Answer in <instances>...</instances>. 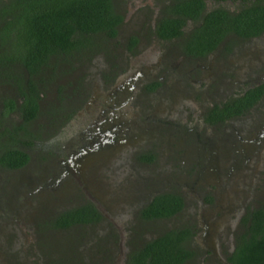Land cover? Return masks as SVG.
I'll use <instances>...</instances> for the list:
<instances>
[{
	"label": "rangeland",
	"instance_id": "rangeland-1",
	"mask_svg": "<svg viewBox=\"0 0 264 264\" xmlns=\"http://www.w3.org/2000/svg\"><path fill=\"white\" fill-rule=\"evenodd\" d=\"M113 1L125 16L119 32L109 38L95 34L87 48L57 61L55 76L45 78L40 114L10 144L27 151L29 162L19 169L0 165V262L73 263L93 227L53 230L46 221L86 200L102 210L98 228L116 233L128 232L134 203L155 190L182 191L190 199L214 192L199 216L213 228L229 227L244 208L264 204V97L244 115L217 124L204 119L209 104L249 79H264V38L241 45L222 61L221 71L215 64L207 68V59L200 63L204 67L177 62L178 54L168 51L171 43L147 30L163 0ZM152 80L159 85L146 89ZM55 105L61 110L52 120L47 110ZM2 112L0 107V118ZM16 114L2 118L0 128L19 124ZM107 127L114 132L110 141L70 156ZM146 152L152 160L139 157ZM169 224L143 225L162 230Z\"/></svg>",
	"mask_w": 264,
	"mask_h": 264
},
{
	"label": "trees",
	"instance_id": "trees-1",
	"mask_svg": "<svg viewBox=\"0 0 264 264\" xmlns=\"http://www.w3.org/2000/svg\"><path fill=\"white\" fill-rule=\"evenodd\" d=\"M241 1L243 4L234 14L223 7H216L201 15L204 0H170L166 5V13L158 21L157 30L164 37L178 36L185 18L198 19L202 16L200 25L188 35L190 40L187 43L191 50L202 52L214 46L230 29L247 34L264 26V0ZM9 4V8L5 3L0 5V21H7V24H0V68L20 63L28 71L26 78L22 74L7 75L15 79L23 98L18 106L12 98H7L3 113L17 108L22 121L11 127L0 128V165L15 169L26 164L30 155L10 144L18 139L20 132H29L27 123L41 112L38 104L41 89L37 83H41L44 88L46 81L44 75L35 77L37 71L43 69V65H50L48 57L51 53L59 59H66L74 51L87 48L86 45L93 41L95 34L105 38L114 37L123 16L115 8L113 0H10ZM6 10L9 11V18L5 17ZM5 42H9L8 53L4 49ZM131 42H134V37H131ZM262 92L263 88L256 86L215 103L207 109L206 119L215 122L239 115L258 101ZM59 109L55 105L47 110L52 120ZM141 158L151 160L153 156L150 153L142 154ZM179 205L177 194L158 193L143 208L142 213L147 217L168 216ZM259 213H255L254 229L263 228L264 219ZM98 216L92 204L86 203L54 213L47 219L46 225L50 229H66L73 224L96 220ZM185 235V232L177 229L165 230L135 250L132 249L128 253V261L138 264H180L188 254L183 247ZM243 244L235 264H264V234L257 236L253 233L249 241Z\"/></svg>",
	"mask_w": 264,
	"mask_h": 264
},
{
	"label": "flooded vegetation",
	"instance_id": "flooded-vegetation-1",
	"mask_svg": "<svg viewBox=\"0 0 264 264\" xmlns=\"http://www.w3.org/2000/svg\"><path fill=\"white\" fill-rule=\"evenodd\" d=\"M162 2H163L162 6L158 10L157 14H155L156 11L152 13L153 18L150 21L148 25L149 29L147 30H149V33L152 36V38L171 43V46L173 47L170 48V50L168 51L169 54L171 53L170 56H173L174 53L178 54V57L176 59L177 62L182 59H187V61L188 60L195 61L196 66L200 65L201 67H204V65L200 63H202V60L204 61L205 59H207L208 61L206 65L207 68H211V66L213 68L215 64L216 65L214 66L216 67L215 70L221 71L223 69L222 61L227 57L236 55L237 52L239 51L238 48L241 45H243L248 41L257 43L259 40H261V38H264V26L258 29V31L257 29H254V32H249L247 34H241L236 32L234 29H230L211 48L206 49L202 52H198L197 49L191 50L187 44L188 41L190 40V37L188 35H190L194 27L200 25L199 22L202 20L201 19L202 16L201 18L198 19H193L189 17L185 18L184 23L180 26L181 29L180 35L164 37L160 35V33L158 32L157 24L159 19L166 13V5L170 3V0H163ZM4 3L5 6H7V8L10 7L9 6L10 0H0V5ZM242 4L243 2L241 0H204V7L202 9L201 15L205 14L207 11H210L216 7H223L227 9L231 14H234V12L239 11ZM115 8L122 14V11L119 8V6H117V3H115ZM9 15H10L9 11L6 10L5 17L9 18L10 17ZM124 19L125 16H123L122 21ZM122 21L119 23V25L122 23ZM0 24H7V21H0ZM119 25L117 26V33L119 32L118 29ZM133 37H134V45H136L139 42V36L134 34ZM5 46L4 49L8 53L10 50L9 42H5ZM58 60H59L58 56H56L54 53H51L48 57V61L50 62V65H43L44 68L43 69L40 68V70L37 71L38 74L37 73L35 74V77L39 75H44L45 78L48 76L49 77L55 76L56 74L55 69ZM172 65L173 64H171V66ZM11 74H22V77L26 78L28 75V71L26 67L20 63H16L15 65L7 64L4 65L3 68H0V84H2L3 86L2 88H4V91L0 95L1 109L2 108L4 109V101L7 98H12L16 102L17 106L23 98V95L19 93L18 85L15 79H12L9 76H7ZM158 85H159L158 80L155 81L152 80L146 83L144 87L148 90H151L153 88H156ZM37 86L41 89V91L39 92L40 98H38L39 108L41 109L42 89L44 88L41 86V83H37ZM256 86L259 87L261 86L263 88V92L260 98L258 99V101L252 104L245 112L236 116L244 115V113L250 111L256 105H258V103L264 97V79H258V80L249 79L247 83L242 85V88L239 91L232 93L230 96L225 97L220 101L209 104L204 114L205 121L211 124H217L224 122L229 118L236 117V116H232L222 121L218 120L215 122H210L208 121V119H206V111L208 108L212 107L215 103H221L222 101H225L227 98L231 96L242 94L248 89ZM14 112L17 113L16 115L20 116V121H22L21 112L17 108L13 110H9L5 114L2 112L1 114H3V116L0 118V120L2 118L7 117L8 115H11ZM39 114L40 112L37 114V116ZM37 116L34 119H36ZM31 121H29L28 123H30ZM261 129H264V125L261 127ZM257 134L261 135V132L257 130ZM113 135L114 132H112L108 127L102 128L100 129V132L98 133L95 132L93 135H91V137L85 141L83 146L78 147L76 152L71 153L70 156L74 157L76 153L79 154L80 152H85L87 148L92 150L98 147L99 145L105 144L111 140ZM149 153L152 154V156L154 157L153 153L151 152L141 153L139 157L141 158L142 154H149ZM207 159L210 161L211 159L210 154L207 156ZM19 168H15V169H19ZM163 192H172L174 194H177L180 200L179 208L168 216H159V217L144 216V214L142 213L143 208L148 204V202L152 199L154 195ZM213 195L214 192L206 195L203 194L196 198L190 199L182 191H177L172 189L155 190L148 196V198H146L145 200L143 199L144 200L143 202L141 201L139 203L136 202L134 203L135 220L134 222L131 221L132 224H130L128 232L125 231L120 233H116L117 231L112 228L109 229L98 228V226L103 222V217H104L102 210L100 209L98 204L88 200L82 201L76 205L74 204L73 206H70L68 208L76 207L78 205H82L86 203H91L92 206L98 211L99 216L96 220L87 221L84 222L83 224L72 225V226L85 225L93 228H91L88 231L89 235L86 236L88 238V241L86 240L87 239L86 238L85 239L86 245H84L85 249H81L80 246L79 247L77 246V248L80 249L81 254L79 253L75 255L73 257V259L75 260L71 264H138L136 261H134V263L132 262L130 263L128 261V253L132 249L135 250L136 248L140 247L145 241L160 235L162 232L168 229H177L178 231L186 233L185 238L183 240V247L188 252V254L185 256L184 260L180 264H235V259L237 257L238 252H240L242 247H244L243 243L249 241L253 233H256L257 236L264 234V222H263V228L254 229L252 227L253 220L257 215L255 213L260 211L259 214L264 219V204L257 203L255 205H250L249 207L244 208L242 212L237 213L235 215L229 227L224 228L223 226H221L218 228H213L209 221H207L205 218L202 219L199 217L200 214L202 216L201 213L202 209L203 208L204 210L207 209L208 205L211 204V201H214ZM215 210L218 209L216 208ZM49 218L50 216L47 219ZM177 218H179V220H177L178 221L177 223L173 225L169 224L170 221L173 222V220ZM156 221L159 222V224L168 222L169 225L162 230L160 229L161 228L160 225H156L154 227L155 229H147L146 225H143L144 222L147 223V222H156ZM158 231L159 233H157ZM126 235H130L129 238L130 241L126 246H124L123 242H124V237H126ZM151 235L152 237L149 238ZM197 238L199 241H197ZM91 250L93 251L89 253ZM98 250L100 254L99 256L95 254ZM0 264H36V263L33 261L8 260V261L0 262Z\"/></svg>",
	"mask_w": 264,
	"mask_h": 264
}]
</instances>
